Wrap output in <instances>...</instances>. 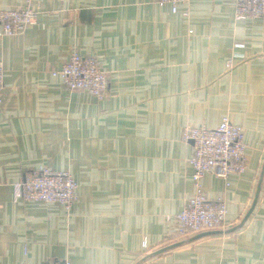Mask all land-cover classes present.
Returning <instances> with one entry per match:
<instances>
[{"label": "crops", "instance_id": "obj_1", "mask_svg": "<svg viewBox=\"0 0 264 264\" xmlns=\"http://www.w3.org/2000/svg\"><path fill=\"white\" fill-rule=\"evenodd\" d=\"M32 9L34 26L0 40V264H264V18L237 21L236 0H189L175 14L157 0ZM73 50L100 62L106 99L51 76ZM224 117L244 131L246 171L228 185L204 175L223 227L177 236L194 191L182 133ZM43 168L72 174L70 212L13 201V185Z\"/></svg>", "mask_w": 264, "mask_h": 264}, {"label": "built area", "instance_id": "obj_2", "mask_svg": "<svg viewBox=\"0 0 264 264\" xmlns=\"http://www.w3.org/2000/svg\"><path fill=\"white\" fill-rule=\"evenodd\" d=\"M35 0H27V6L19 10H0V40L23 34L36 24V11L32 9ZM189 0H157L160 7L170 6L173 14L180 7L187 6ZM182 15L188 17L185 9ZM264 18V0H236L235 19ZM68 91H82L102 101L108 95L109 81L94 57H83L77 51L70 53L66 64L52 71ZM4 71L0 67V105L4 95ZM182 141L191 143L192 155L188 163L192 167L193 193L185 200L183 210L174 216L176 235L185 236L204 230L223 227L227 209L222 200H209L202 192L204 175L211 174L228 185L231 176L242 175L247 168L244 131L232 124L227 117L213 128L187 127L182 133ZM5 185L0 181V189ZM78 185L69 171L54 172L40 169L23 183L13 185V201L25 203L56 204L70 212L77 201ZM143 247H147L144 239ZM62 264H72L64 261Z\"/></svg>", "mask_w": 264, "mask_h": 264}]
</instances>
